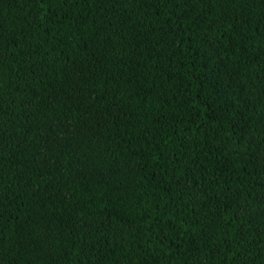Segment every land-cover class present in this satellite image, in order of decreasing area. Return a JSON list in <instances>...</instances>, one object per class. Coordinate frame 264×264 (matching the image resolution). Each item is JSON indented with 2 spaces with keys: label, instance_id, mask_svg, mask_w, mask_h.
<instances>
[{
  "label": "trees",
  "instance_id": "trees-1",
  "mask_svg": "<svg viewBox=\"0 0 264 264\" xmlns=\"http://www.w3.org/2000/svg\"><path fill=\"white\" fill-rule=\"evenodd\" d=\"M0 264H264V0H0Z\"/></svg>",
  "mask_w": 264,
  "mask_h": 264
}]
</instances>
